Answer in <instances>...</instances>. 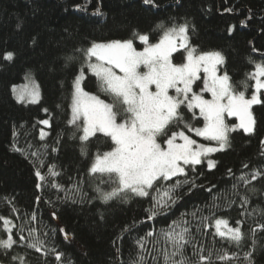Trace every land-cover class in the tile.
Wrapping results in <instances>:
<instances>
[{
    "label": "trees",
    "instance_id": "1",
    "mask_svg": "<svg viewBox=\"0 0 264 264\" xmlns=\"http://www.w3.org/2000/svg\"><path fill=\"white\" fill-rule=\"evenodd\" d=\"M185 24L190 44L198 52L219 51L224 58L220 71L227 73L238 91L247 80L246 94L251 95L254 82L248 74L256 63H264V0H0V216L16 226L11 234L17 241L11 249L0 248L2 264H21V259L23 264H130L141 252L136 241L148 232L154 235L147 237L143 251L147 264H163V250L172 249L160 234L181 219L190 229L185 255L193 262L199 259L194 250H200V255L212 254V264H264V229L260 227L264 225V175L251 179L254 172L264 173V103L251 108L254 132L230 133L229 146L208 156L216 162L214 168L209 169L206 160L195 171L186 168L195 186L186 183L176 189V203L158 209L162 214L151 220L146 209L152 206L153 190L149 197L129 192L107 203L98 198V188L111 191L115 185L106 174H92L89 169L96 155L114 144L101 133L81 141L83 132L77 125L82 122L69 123L73 82L82 68L83 88L113 102L87 67V48L96 42L128 39L142 48L145 44L138 35H148L149 43H155L164 29ZM7 52L13 53L11 60L4 59ZM172 56L181 63L184 49ZM30 72L38 81L41 98L35 103L20 102L12 86ZM116 110L122 111V106ZM181 111L193 126L204 125L199 109L189 112L182 106ZM234 121L235 117H226L228 124ZM180 129L183 125L172 130ZM164 139L159 142L163 144ZM53 165L59 173L55 178L48 177ZM37 169L48 177L39 189ZM241 176L250 183L244 184ZM53 179L61 190L51 186ZM184 179L179 176L162 184ZM68 191L71 198L66 197ZM215 219L241 228L244 239L239 247L215 235ZM29 228L38 229L36 235L44 241L39 252L27 246ZM7 235L0 222V239ZM57 252L62 254L60 261L55 258ZM225 252L235 256L217 260ZM247 253L251 255L245 259Z\"/></svg>",
    "mask_w": 264,
    "mask_h": 264
},
{
    "label": "snow or ice",
    "instance_id": "2",
    "mask_svg": "<svg viewBox=\"0 0 264 264\" xmlns=\"http://www.w3.org/2000/svg\"><path fill=\"white\" fill-rule=\"evenodd\" d=\"M144 2L151 3L152 0H144ZM158 27L163 28V25ZM187 31L186 24L164 29L159 41L154 44L149 43L148 35H138V39L146 45L142 51H137L131 39L113 40L107 44L93 43L87 48L84 51L89 61L87 67L100 81V90L112 97V103L83 89L81 86L84 78L83 68L73 83L72 119L69 123L76 124L77 120L82 118V129L77 125V129L83 132L80 140L87 141L89 137L101 133L110 137L114 144L111 151L102 155L97 154L89 169L92 174H106L109 181L115 185L111 191L98 188V198L107 203L122 193L127 196L129 192L138 197H149L151 195L149 190H153L156 195H151L152 206L146 209L149 220L162 214L158 209H169L176 203L179 199L174 197L176 189L186 183L195 186L194 181L188 178L186 168L195 171V166L200 165L209 154L225 150L229 146L230 133L237 129H242L246 134L254 132L255 120L250 110L253 105L264 103L261 99L264 90V79H262L264 63H256L255 70L248 74V79L254 83L251 85V96L246 97L248 81L241 82L243 90L238 91L230 83L227 73L217 75L216 66L224 62L221 53H197L195 48L188 45ZM178 49H184L187 53L185 62L180 64L173 63L172 60L173 53ZM92 57L100 63H91ZM12 58V52L4 55L6 60ZM141 68L145 70L141 71ZM114 69H118L121 74H117ZM201 70L205 76L203 87L200 93H197L193 91V85L195 81L201 79ZM170 90H173L175 95H170ZM205 92L210 93L211 99L204 98L202 93ZM29 95L35 100L39 93L33 90ZM20 99H23V96ZM117 105L122 106V111L116 110ZM182 106L189 112L194 108L199 109V115L205 121L204 126L195 127L185 121L181 111ZM226 117H237L239 123L230 125L226 123ZM192 118L196 119L195 113ZM40 123L48 125L49 121L42 120ZM180 125H183L185 130H172ZM186 131L206 140L215 141L217 146L198 143L187 135ZM45 135L42 130L41 139ZM161 137H165L163 144L159 142ZM177 139L183 142L177 143ZM261 143L264 144V141ZM16 150L20 151V149ZM32 155L37 156L38 153L33 152ZM215 163L214 160L207 159L209 169L214 168ZM40 164L43 166L44 162L40 161ZM54 168V165L48 168V177L59 176ZM35 174L40 181L36 185L39 189L42 183L48 182V177L39 169ZM262 175L264 173L254 172L251 179L256 180ZM179 176H184L185 179L176 180L175 183L166 186L162 184ZM239 179L244 184L250 183L244 176ZM51 186L58 191L62 189L55 179ZM235 187L234 185L233 188ZM71 195V191L66 193L67 198H71ZM168 201H171V204ZM244 202L247 203V198H244ZM52 215L55 217V213ZM192 215L195 216L196 213L193 212ZM31 219L33 221L36 219L35 214ZM203 219L208 220V217ZM0 222L4 231L8 233L6 239H0V248L11 249L17 243L11 234L16 226L3 216H0ZM240 223L241 221H236L237 225ZM186 224L187 221L182 219L173 221L167 231L161 232L160 239L172 249L170 252L167 248L163 250V264H212L211 253L203 256L199 254L200 250H194L193 255L199 257L195 262L185 255V248L191 243L186 238L190 234V229L184 226ZM214 227L215 235L227 239L237 247L244 239L241 228L229 226L227 220L215 219ZM260 227L264 229V225ZM20 231H23L22 226ZM37 231L36 228L28 229L31 240L27 246L39 252L44 247V241L36 235ZM60 231L64 232V229ZM153 235V232L147 233V237ZM147 237H141L136 241L141 252L130 264H147L143 254ZM67 238L65 233V239ZM24 240L25 237L21 235L20 241ZM156 243H159V240ZM250 255V253L245 254V259ZM234 256L235 254L230 256L225 252L223 255H217V260L226 261L233 259ZM55 258L60 261L62 254L57 252ZM153 260H156L155 256ZM21 264H23L22 259Z\"/></svg>",
    "mask_w": 264,
    "mask_h": 264
},
{
    "label": "rangeland",
    "instance_id": "3",
    "mask_svg": "<svg viewBox=\"0 0 264 264\" xmlns=\"http://www.w3.org/2000/svg\"><path fill=\"white\" fill-rule=\"evenodd\" d=\"M187 37H188V35H187ZM122 41V40H121ZM159 41V40H158ZM157 41V42H158ZM109 42H111V41H109ZM109 42H96V43H99V44H107V43H109ZM157 42H155V43H157ZM188 45L190 46V47H192V48H194V46L193 45H191L190 44V42H189V39H188ZM177 43H179V41H177ZM152 44H154V43H152ZM133 46L135 47V45H134V43H133ZM146 45H144V47H145ZM144 47H142V48H137V47H135L136 49H137V51H142L143 50V48ZM208 52H219V51H216V50H214V51H208ZM197 53H204V52H198L197 51ZM220 53V52H219ZM186 55H187V53H186V51L184 50V59H183V61L181 62V63H183V62H185V57H186ZM222 55V54H221ZM172 60H173V56H172ZM89 62V61H88ZM91 63H100V61H97V59L95 58V57H92L91 58V61H90ZM173 63H176V62H174V60H173ZM258 63H262V62H258ZM176 64H180V63H176ZM216 68H217V75H223L224 74V72H221L220 71V69H219V64L216 66ZM116 72H117V74H121V73H119V70L118 69H114ZM145 69H143V68H141V71H144ZM255 70V69H254ZM253 70V71H254ZM84 72V71H83ZM80 73H78V75H79ZM200 76H201V79L200 80H197V81H195L194 82V85H193V91H195V92H197V93H200V90H201V88L203 87V78H204V76H205V73L203 72V70H201V72H200ZM262 79H264V77H262ZM75 80V79H74ZM82 82H83V80H82ZM198 82V85L196 86V83ZM74 83V82H73ZM37 86H38V88H37ZM81 86L83 87V85H82V83H81ZM84 89V88H83ZM33 90H36V91H38V93H39V95H38V97H36L35 98V100H33V98L29 95V93L30 92H32ZM85 90V89H84ZM153 91L155 90L154 89V87H153V89H152ZM73 91H74V88H73ZM86 92H88V93H90V94H93V95H96V94H94V93H92V92H89V91H87V90H85ZM12 92H13V95H14V97L18 100V101H20V102H25V103H35V102H38L39 100H40V98H41V91H40V87H39V84H38V81L36 80V78H35V76L33 75V73H27L26 75H25V77H24V80L23 81H21V82H19V83H16V84H14L13 86H12ZM72 94H73V92H72ZM169 94L170 95H175V92L173 91V90H170V92H169ZM202 95L204 96V98L205 99H211V95H210V93H202ZM21 96H23V99H20V97ZM98 96V95H97ZM251 95H247L246 94V97H250ZM100 97V96H99ZM101 98V97H100ZM101 99H103V98H101ZM103 100H105V99H103ZM106 102H108L107 100H105ZM108 103H110V102H108ZM72 105V104H71ZM251 111V113H252V110H250ZM253 115V114H252ZM236 118V121H234V122H231V123H229L230 125H235V124H238L239 123V120H238V118L237 117H235ZM71 119H72V108H71ZM77 121H79V122H82L81 123V127L83 126V120H82V118L80 119V120H77ZM227 123V122H226ZM204 126V125H203ZM203 126H200V127H203ZM180 130H185V129H180ZM180 130H178V131H180ZM43 132H44V130H43ZM186 134L187 135H189V136H191L193 139H195V140H197V142L198 143H203V144H206V145H210V146H213V147H215V146H217L216 145V143H209V142H205V141H203L201 138H203V137H199V136H196L194 133H191V132H187L186 131ZM177 143H182L183 141H181V140H179V139H177V141H176ZM108 151H111V150H108ZM108 151H106V152H108ZM105 153V152H104ZM103 154V153H102ZM102 154H100V155H102ZM212 154V153H211ZM210 155V154H209ZM207 159H212L211 157H207V158H205L204 160H206L207 161ZM213 160V159H212ZM0 264H2L1 262H0Z\"/></svg>",
    "mask_w": 264,
    "mask_h": 264
}]
</instances>
